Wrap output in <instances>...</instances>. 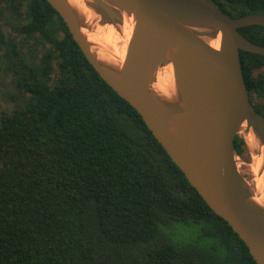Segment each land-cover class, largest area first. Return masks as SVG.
Returning <instances> with one entry per match:
<instances>
[{
  "label": "trees",
  "instance_id": "1",
  "mask_svg": "<svg viewBox=\"0 0 264 264\" xmlns=\"http://www.w3.org/2000/svg\"><path fill=\"white\" fill-rule=\"evenodd\" d=\"M211 1L264 13V0ZM238 31L264 46V26ZM240 52L264 115V55ZM4 69L20 93L0 114V264H257L48 0H0Z\"/></svg>",
  "mask_w": 264,
  "mask_h": 264
},
{
  "label": "water",
  "instance_id": "2",
  "mask_svg": "<svg viewBox=\"0 0 264 264\" xmlns=\"http://www.w3.org/2000/svg\"><path fill=\"white\" fill-rule=\"evenodd\" d=\"M60 14L95 71L142 116L173 162L210 208L264 264V201L241 172L235 139L257 156L264 176V115L246 86L241 50L264 55V46L238 28L264 26V13L230 16L211 0H89L101 23L119 26L132 18L123 61L111 48L102 57L83 31L94 28L70 0H48ZM218 41L219 46L213 45ZM170 67L171 95L155 87L157 73ZM257 145L246 140L248 132ZM254 157V158H255ZM264 197V185L260 190Z\"/></svg>",
  "mask_w": 264,
  "mask_h": 264
},
{
  "label": "bare ground",
  "instance_id": "3",
  "mask_svg": "<svg viewBox=\"0 0 264 264\" xmlns=\"http://www.w3.org/2000/svg\"><path fill=\"white\" fill-rule=\"evenodd\" d=\"M88 1L89 0H70L71 4L86 17L87 21H95L94 28L88 29L87 27H84L83 31L87 34L89 39L95 43L94 48L98 51L100 56L109 58L107 52L104 49L109 47L114 54L113 57L118 59L120 62L123 61L126 54L127 43L132 32V18L125 15L124 22L119 26H115L110 23L102 24L100 21V15L87 6ZM213 45L218 47V41H215ZM173 86L174 80L170 71V67L167 66L161 68L157 73L155 87L160 92L166 95H171ZM246 140L248 144L253 147L258 144L257 137L251 131L247 133ZM256 170L257 168H253L254 173ZM257 177L253 180V186L254 188H257V194L255 195V198L258 201L263 202L264 197L262 196L260 190L264 185V176L260 178ZM250 182H252V180Z\"/></svg>",
  "mask_w": 264,
  "mask_h": 264
},
{
  "label": "rangeland",
  "instance_id": "4",
  "mask_svg": "<svg viewBox=\"0 0 264 264\" xmlns=\"http://www.w3.org/2000/svg\"><path fill=\"white\" fill-rule=\"evenodd\" d=\"M5 33L7 37L13 35L10 30L5 27ZM15 34V33H14ZM29 51V43H27L24 47V52L28 53ZM38 58L40 57L37 56ZM20 93L11 83V73L7 72L5 69L0 71V114L3 112H11L14 107V101L12 98V94ZM254 98L257 97L254 95ZM251 150L244 144V149L242 153H238V160L240 163L241 172L248 178V180H252L251 184L253 185L254 178H260L258 169L254 173L253 168H257V156L254 158ZM255 164V166H254ZM254 187V186H253Z\"/></svg>",
  "mask_w": 264,
  "mask_h": 264
}]
</instances>
